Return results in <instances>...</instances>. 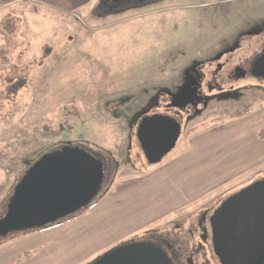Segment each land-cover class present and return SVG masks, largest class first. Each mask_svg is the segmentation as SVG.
Here are the masks:
<instances>
[{
    "label": "rangeland",
    "instance_id": "374dc122",
    "mask_svg": "<svg viewBox=\"0 0 264 264\" xmlns=\"http://www.w3.org/2000/svg\"><path fill=\"white\" fill-rule=\"evenodd\" d=\"M50 1L0 7V219L24 171L67 142L90 154L93 146L108 167L89 206L0 237V264H88L152 235L195 252L191 222L264 180V81L227 79L262 47L264 33L240 34L260 31L264 0L110 1L109 9L105 0ZM234 46L203 66L202 83L212 76L218 87L204 84L207 100L183 114L175 147L147 165L137 114L160 90L180 88L192 64ZM193 258L219 264L205 248Z\"/></svg>",
    "mask_w": 264,
    "mask_h": 264
},
{
    "label": "water",
    "instance_id": "95a60500",
    "mask_svg": "<svg viewBox=\"0 0 264 264\" xmlns=\"http://www.w3.org/2000/svg\"><path fill=\"white\" fill-rule=\"evenodd\" d=\"M252 76L264 81V48L250 65ZM236 78L247 73L235 69ZM136 140L147 165H157L175 147L180 124L149 116L140 120ZM0 219V237L36 229L89 205L103 184V163L71 143L46 153L24 171ZM213 254L219 264H264V180L228 197L209 219ZM91 264H171L154 243L130 241L108 250Z\"/></svg>",
    "mask_w": 264,
    "mask_h": 264
},
{
    "label": "flooded vegetation",
    "instance_id": "af4514ba",
    "mask_svg": "<svg viewBox=\"0 0 264 264\" xmlns=\"http://www.w3.org/2000/svg\"><path fill=\"white\" fill-rule=\"evenodd\" d=\"M110 1H112L114 6L125 5L131 7V6H139V5L142 6L143 3H145L147 0H105L101 2L102 8L108 7L107 5L108 3H110ZM111 7H108V9ZM263 33H264V24L261 26L260 31L253 30V31H248L246 33H241L240 35L260 36ZM234 48H236V46H234L233 48H228V49L226 48V50L219 52L214 58L206 62L204 61L201 64L194 63L192 64V67H190L189 69H185L184 82L182 83L181 87L178 88L176 91L160 90L158 94L154 96L147 103L145 107L142 108V111L137 114L136 117L138 118L139 123L141 122L140 120L147 118L149 116H163L169 119H175L180 124V131L182 133L183 119L181 118L183 114L186 115L185 119L187 118L189 119L191 116L190 114L193 113V108L197 107L198 105L204 104L205 100H207V95L203 93L204 84L208 89V91L218 87L216 85L217 83H215L214 81L215 77L212 76L211 79H209V81H206V83L204 84L202 83L203 80H205L206 76L201 69L205 64L211 65L212 63L219 61L224 55H226V53L232 52ZM263 48H264V42L262 44V47L260 48V51H258L253 55L248 65H244L239 62L231 71L228 72L227 79L237 80L235 69L238 67H241L246 70L247 73L244 75V77L250 75L252 76L250 71V65L256 59V57L261 53ZM215 74L216 72L212 75ZM97 156L103 163V169L105 173V169L107 166L106 157L101 155H97ZM214 211L215 209H213V211L210 213L205 210V212H202L199 215L198 219L191 222V229L188 230V235L191 241L195 243V246H197L194 248L195 252L193 253H188L186 251L188 249L185 248L184 243L178 244V240H169L166 237L164 238L153 237L152 235L148 237L150 238V240L147 242L152 244L154 243L157 247L161 248V250L166 254L167 258L170 259L171 264H194L193 257L200 255V251H203L204 248L205 250H211L213 253V248L211 245L212 234H211L209 219ZM100 256H98L97 258H95V260L91 261L88 264L94 263L96 259H98Z\"/></svg>",
    "mask_w": 264,
    "mask_h": 264
},
{
    "label": "crops",
    "instance_id": "0c3cea01",
    "mask_svg": "<svg viewBox=\"0 0 264 264\" xmlns=\"http://www.w3.org/2000/svg\"><path fill=\"white\" fill-rule=\"evenodd\" d=\"M18 1H26V0H0V7H2L3 5H14V4H16ZM32 1V0H31ZM33 1H39V2H41V3H51V1L50 0H33ZM61 1H63V0H60V2ZM64 1H67V0H64ZM51 5V4H50ZM49 5V6H50Z\"/></svg>",
    "mask_w": 264,
    "mask_h": 264
},
{
    "label": "trees",
    "instance_id": "16d2710c",
    "mask_svg": "<svg viewBox=\"0 0 264 264\" xmlns=\"http://www.w3.org/2000/svg\"><path fill=\"white\" fill-rule=\"evenodd\" d=\"M258 138L264 140V130L258 134ZM82 146L87 147L86 145H82ZM87 148H88L89 150L92 149L93 152H94V154H96V155L105 156V154H103V155L100 154V151H98L97 149H95L93 146H91V147L88 146Z\"/></svg>",
    "mask_w": 264,
    "mask_h": 264
}]
</instances>
